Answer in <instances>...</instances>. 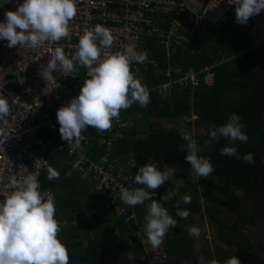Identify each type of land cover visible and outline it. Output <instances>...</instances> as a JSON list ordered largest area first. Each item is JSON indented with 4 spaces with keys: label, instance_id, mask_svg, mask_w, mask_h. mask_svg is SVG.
<instances>
[{
    "label": "trees",
    "instance_id": "16d2710c",
    "mask_svg": "<svg viewBox=\"0 0 264 264\" xmlns=\"http://www.w3.org/2000/svg\"><path fill=\"white\" fill-rule=\"evenodd\" d=\"M216 1L226 4L224 0ZM226 17L230 20L226 33H221L216 27H209L203 33L201 41L177 46L174 51L162 48L157 40L147 42L154 63L147 64L142 84L149 89L150 102L146 107L134 103L129 109L121 110V117L134 120L135 127L128 131V137L118 140L112 150L121 160L132 152L141 166L152 162L161 170L168 166L176 167L179 171L192 170L190 162L185 159L187 149L179 148L180 145L186 144L180 135L182 129L164 130L157 127L154 121L195 120L201 130L199 135L183 130L188 131L197 140L202 148L199 154L212 162L214 170L209 175L211 178L192 182L182 175V179L190 183V190L177 188L171 181L150 190L155 192L159 200L168 190L175 192L171 200L162 203L176 219L177 224L188 223L191 216L200 211L199 201L202 199L207 218L213 225L215 215L226 211L235 217L230 231L237 232V224H241V221H245L247 226L264 222V44L252 48L246 37L249 20L246 24L236 22L235 5L228 9ZM237 54H241V58ZM205 64L212 66L214 73V83L211 87L204 84L196 88L176 87L169 101L157 99L155 87L167 81L168 77L164 71L168 66L176 67L179 74H184L189 68L200 71ZM233 113L238 114L246 124L245 131L249 137L246 143L236 141L240 159L220 155L222 147L230 146L227 139L221 138L219 142L205 144L209 131L225 124ZM143 124H147V132L140 130ZM93 147L96 148L94 160H97L102 149ZM247 153L254 155V163H246L243 160ZM48 167L60 172L58 180L47 179ZM48 167L41 175L43 187L51 190L62 204L71 206L76 205L82 196H86L101 223L100 234L103 236L96 235L94 239L87 241L85 249L82 250L78 240L72 241L77 235L65 229L69 227V216H64L58 211L61 204H56V218L65 222L64 228L61 227L60 237L67 243L69 264H147L143 253L131 248L119 216L114 211L103 208L105 195L90 191L86 184L78 179L77 173L71 177L66 176L63 152H60ZM178 191L190 196L191 203L185 204L183 200H179L176 197ZM177 205L189 212L186 219L176 215ZM98 210H101V213L98 214ZM137 215L139 222L145 223L146 211L140 209ZM177 224L166 233L169 250L165 264H183L181 257L190 262L194 253L195 241L178 228ZM217 231L220 233L218 226ZM224 242L228 244L227 239H224ZM204 243L205 247L200 253L209 261L216 259L220 264H224L226 259L234 256L221 244L214 243L210 247L206 240ZM258 247L264 250V242L258 243ZM113 256L114 260L111 259Z\"/></svg>",
    "mask_w": 264,
    "mask_h": 264
},
{
    "label": "built area",
    "instance_id": "2783aa9c",
    "mask_svg": "<svg viewBox=\"0 0 264 264\" xmlns=\"http://www.w3.org/2000/svg\"><path fill=\"white\" fill-rule=\"evenodd\" d=\"M5 0H0V4ZM216 0H77V14L70 22L69 35L59 42H46L38 49L8 46V41L0 39V91L9 96L10 114L6 117L7 125H0V191L6 190L12 176L38 174L41 191H51L42 185L41 175L45 168L63 152L65 174L71 177L77 173L90 191L105 193L103 208L110 209L119 216L120 224L130 240L131 248L143 253L147 264H165L168 261L166 235L159 248H152L147 243L144 224L139 222L138 210L146 211L147 204L135 207L125 205L120 200L123 187L134 189L145 187L135 184L134 177L139 165L136 157L129 152L124 160L112 150L118 140L128 137V131L135 127L133 120L123 118L113 122L110 130L100 132L88 126L82 132L85 139L81 147L71 149L67 141L61 139L60 125L57 120L58 109L70 103L79 95L80 82L86 79L87 69L82 73L72 71L53 72V79L48 82L41 69L52 59V52L61 48L67 57L75 52L80 36L87 29L96 25L108 28L114 36L111 49L115 52L132 44L137 52L147 54L144 63H133L134 76L144 80L147 64H153L147 42L157 40L160 46L174 51L177 46L197 43L209 27H216L226 17L233 5ZM23 0H9L0 6V22L5 21L7 10H16ZM246 37L252 48L264 44V9L251 16ZM103 51L101 59H103ZM241 58V54H237ZM167 81L155 87L159 101H169L176 87L196 88L201 84L211 87L214 83L212 66L205 64L202 70L189 68L179 74L176 67L168 66L164 71ZM175 76V77H172ZM15 97V103L12 102ZM97 146L102 152L97 160H88L90 147ZM148 191H151L148 189ZM52 192V191H51ZM158 200L154 195L152 197ZM5 200L0 195V201ZM200 211L188 220L190 227H198L207 220L205 204L200 199ZM199 217V220H198ZM64 228L65 222L61 221ZM120 234L118 232H115ZM209 231H203L199 240L211 242ZM142 237V239H141ZM209 244V243H208Z\"/></svg>",
    "mask_w": 264,
    "mask_h": 264
},
{
    "label": "clouds",
    "instance_id": "9594fccd",
    "mask_svg": "<svg viewBox=\"0 0 264 264\" xmlns=\"http://www.w3.org/2000/svg\"><path fill=\"white\" fill-rule=\"evenodd\" d=\"M5 0L4 3H8ZM236 6L237 23L246 24L248 19L264 9V0H228ZM4 3L0 4L2 6ZM77 14V0H23L16 10L5 12V21L0 22V39L8 41L9 47L19 44L38 49L46 42L55 43L69 35L70 22ZM114 44L112 32L102 25L87 29L80 36L79 43L71 57H67L61 48L52 52V59L41 69L43 78L50 82L53 72L73 71L75 64L87 69V77L79 95L69 104L58 109L57 120L60 125L61 139L67 141L71 149L81 147L85 139L82 135L88 126L98 131L110 130L113 122L119 119L121 110L129 109L134 103L146 107L150 102V92L134 76L132 64L147 61V54L137 52L135 45L123 50L107 51ZM103 51V59L101 53ZM11 94H9L10 96ZM9 96L0 91V125H7L10 114ZM15 103V97H12ZM246 124L241 117L233 113L228 121L213 127L208 133L206 145L221 138L227 139L230 146L220 149L221 156L240 159L236 141L246 143L249 139L245 131ZM186 144L179 146L187 149L185 159L190 162L195 177L207 178L214 170L209 158L200 155L202 148L188 131L180 132ZM246 163H254V155L243 156ZM172 169L161 170L155 163L149 162L138 168L134 183L145 187L120 190L123 204L135 207L151 201L146 207L144 232L147 243L159 248L166 233L177 224L162 202L171 200L175 192L168 190L161 200L152 197L159 186L169 180ZM60 178V172L53 167L47 169V179ZM195 182V181H194ZM183 180L177 182V188ZM5 200L0 201V264H69L70 255L67 243L60 237L61 221L56 218V199L51 191H41L38 174L27 173L19 177L12 176L6 190L0 191ZM185 204L191 203L190 196H184ZM176 215L186 219L189 212L177 205ZM201 229L192 226L189 235L199 237ZM142 239V237H141ZM211 264H220L213 259ZM224 264H241L237 256H232Z\"/></svg>",
    "mask_w": 264,
    "mask_h": 264
},
{
    "label": "rangeland",
    "instance_id": "374dc122",
    "mask_svg": "<svg viewBox=\"0 0 264 264\" xmlns=\"http://www.w3.org/2000/svg\"><path fill=\"white\" fill-rule=\"evenodd\" d=\"M229 18L225 17L221 23H219L216 28L221 33H226L228 30V25L230 24ZM155 125L161 129H169V128H181L192 131L189 126V122L187 119H174V120H155ZM142 129L147 132V124H143ZM145 134V133H144ZM95 147L89 149L88 153V160H94L96 155ZM166 168L172 169V175L170 176L168 181H171L177 185V182L183 180V184L179 187L181 189H191V185L188 181L182 179V175L185 176L188 180L199 181V179H209L207 178H200L195 177L192 170H183L179 171L176 167L168 166ZM185 194L181 191L176 193V197L179 200H183ZM214 225L207 220H203V223L200 224L198 227L201 229V234L203 231H209L208 239H211V242H208L210 247L214 243L221 244L222 247L226 248L227 251H230L232 254L237 256L241 262V264H264V250H261L258 247V243L264 242V222L260 221L259 223L255 224V226H247L245 225V221H241V224H237L238 231L235 232L234 230L230 231L231 227L235 222V217L226 212L221 211L217 215H215ZM199 220V217H198ZM177 225L178 228H181L182 231L189 234V229L191 228L189 224L185 222H179ZM217 226L220 228V233L217 231ZM171 229V228H170ZM216 229V230H215ZM192 240L195 241L194 244V253L192 255L191 261L187 262L181 257V261L183 264H211V261L206 259V256L201 252L204 249L205 243L204 239L202 241L199 240V237L191 236ZM216 238V239H215ZM224 239H227L228 244L224 242ZM167 235H166V242H167ZM84 244V243H83ZM86 247V245H85ZM167 250H169L168 243H167Z\"/></svg>",
    "mask_w": 264,
    "mask_h": 264
},
{
    "label": "crops",
    "instance_id": "0c3cea01",
    "mask_svg": "<svg viewBox=\"0 0 264 264\" xmlns=\"http://www.w3.org/2000/svg\"><path fill=\"white\" fill-rule=\"evenodd\" d=\"M224 1H228V0H224ZM72 72L73 73H82V68L79 65H77V66H75V68ZM80 84L82 87L84 84V80L81 81ZM187 121H188V119H187ZM188 128H190L192 130L191 132L194 133L195 135H199L201 133V130L196 125L195 120L189 122ZM184 130H187V128H185ZM88 188H87V190H88ZM88 192L94 193V192H90V191H88ZM95 193H97V192H95ZM101 193L104 194L106 197L105 193H103V192H101ZM55 199H56L57 205L61 204L59 206L58 211H61V213L64 214V216H66V215L69 216V219H70L69 227L65 228V229L67 230V232L74 234V235H77L76 237L73 238L72 241L74 242V241L78 240L81 244L82 250L85 249V245H86L87 241L94 239L96 235L100 236V237L103 236L100 234L101 233L100 232L101 223L97 220L96 212H93V208L90 207L89 201L87 200L86 196H82L79 200H77L76 205H74V206H71L69 204H62V201H59L58 198L55 197ZM99 213H101V210H98V214ZM117 235H119V234H117ZM111 259L114 260L115 257L113 256V257H111Z\"/></svg>",
    "mask_w": 264,
    "mask_h": 264
}]
</instances>
